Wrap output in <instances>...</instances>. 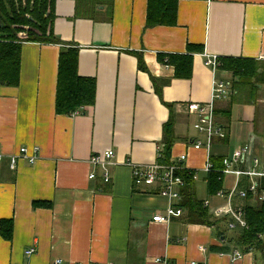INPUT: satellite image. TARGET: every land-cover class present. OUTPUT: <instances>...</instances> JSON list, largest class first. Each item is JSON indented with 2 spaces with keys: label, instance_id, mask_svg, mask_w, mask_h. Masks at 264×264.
Listing matches in <instances>:
<instances>
[{
  "label": "crops",
  "instance_id": "crops-1",
  "mask_svg": "<svg viewBox=\"0 0 264 264\" xmlns=\"http://www.w3.org/2000/svg\"><path fill=\"white\" fill-rule=\"evenodd\" d=\"M146 9V0H55L52 31L63 45L22 44L18 86H0V220L13 223L11 240L0 236V264H264L254 249L245 253L230 243L241 230L189 223L184 208L169 224L153 223L165 213L166 200L156 186H134L128 165L156 161L170 119V159L186 155L185 167L198 170L208 194L206 152L190 144L204 138L186 106L211 98L206 56L264 62V0H180L174 27L145 28ZM188 45L202 52L193 53L191 78L178 80L157 55H183ZM62 46L78 49L79 76L96 84L94 105L76 116L55 112ZM254 97L234 90L216 104L215 121L226 138L213 142L212 160L246 145L264 158V87ZM34 147L33 164L9 168L10 156L21 148L31 156ZM107 151L114 157L104 183L89 160ZM230 184L226 177L222 186ZM34 202L50 206L34 208Z\"/></svg>",
  "mask_w": 264,
  "mask_h": 264
},
{
  "label": "trees",
  "instance_id": "trees-1",
  "mask_svg": "<svg viewBox=\"0 0 264 264\" xmlns=\"http://www.w3.org/2000/svg\"><path fill=\"white\" fill-rule=\"evenodd\" d=\"M180 0H146L145 28L174 27L177 23V9ZM55 0H0V86L17 87L21 59V46L24 43L63 45L53 34L52 24ZM202 52L199 46L188 45L183 55H157L158 62L174 69V78L189 80L192 76L193 53ZM78 49L62 46L57 63V80L55 93V112L58 115H71L92 107L95 103L96 84L94 79L80 77L78 74ZM138 69L145 71L140 56H137ZM219 71L227 73L232 80L233 89L245 92L250 101L259 86L264 87V62L253 59L219 58ZM156 93L160 96V90ZM170 109L171 107L168 106ZM225 118L229 112L222 113ZM162 158L160 163H170V152L173 143V125L169 119L163 127ZM211 159L212 170L206 175L208 194L214 195L223 188L220 174V162ZM185 179L180 206L186 210L187 222L213 226L223 223L212 220L202 202L195 198L190 176L180 173ZM264 191V179L261 180ZM49 207L43 202H34L33 207ZM245 219L248 228L241 230L230 239L242 252L254 249L264 258V240L259 236L264 230V201L261 203H245ZM12 220H0V236L10 241L12 237ZM223 251V250H222Z\"/></svg>",
  "mask_w": 264,
  "mask_h": 264
},
{
  "label": "built area",
  "instance_id": "built-area-1",
  "mask_svg": "<svg viewBox=\"0 0 264 264\" xmlns=\"http://www.w3.org/2000/svg\"><path fill=\"white\" fill-rule=\"evenodd\" d=\"M205 66L212 70L211 98L205 104L189 103L186 106L187 112L195 115L197 118L194 124V129L204 140L195 139L190 144L193 150H205L206 162L202 173L207 175L213 168L211 163L210 151L213 142L224 140L226 131L215 121V107L220 101L229 100L234 95L232 80L227 76L216 77V72L219 71L218 58L206 56ZM78 112L70 116L78 115ZM39 148L32 149V155H28L26 148H21L19 154L9 157V168L15 170L19 161H28L33 164L38 159ZM114 157L113 151H107L103 154L92 156L89 164L92 167L99 168L102 171V180L104 183L110 181L108 167L112 165ZM162 158V147L157 148L156 161L150 165L134 166L128 163L131 167L132 183L136 187L140 186H156L161 193V196L166 200V210L163 215H157L152 219L153 223L169 224L172 219L180 218L183 215L184 209L180 206L182 201L181 191L185 187V179L180 173H186L192 181H196L199 177L198 170H191L185 167L187 159L186 155L179 156L176 160L170 163H160ZM3 156L0 154V162ZM220 174L222 184L226 177L231 178L229 187H224L214 194V197L222 199L224 206L218 207L213 212L216 219L225 221L227 232L236 230H245L248 228L245 219L244 205L245 203H261L264 201V191L261 189V180L264 179V158L255 156L252 148L249 145L235 150L231 155L221 159ZM96 177L95 172H91L88 176L89 180ZM204 209L208 210L210 206L209 200L202 203ZM264 240V230L259 236ZM202 251L203 248H200ZM34 252L33 249L27 250V256ZM242 257L239 252H234V260ZM161 262V260H157ZM164 263V262H163ZM53 264H62L61 260H55ZM191 264H197L192 262Z\"/></svg>",
  "mask_w": 264,
  "mask_h": 264
},
{
  "label": "rangeland",
  "instance_id": "rangeland-1",
  "mask_svg": "<svg viewBox=\"0 0 264 264\" xmlns=\"http://www.w3.org/2000/svg\"><path fill=\"white\" fill-rule=\"evenodd\" d=\"M195 190H196L195 197L197 200L199 201L209 200L210 206L207 210L209 214H213L216 208L221 207L225 204L224 201L220 199H216L213 196L212 198L211 196H209L210 198L208 197L205 181L203 179V176L201 175L199 176L198 180L195 183ZM223 227L225 228V225Z\"/></svg>",
  "mask_w": 264,
  "mask_h": 264
}]
</instances>
